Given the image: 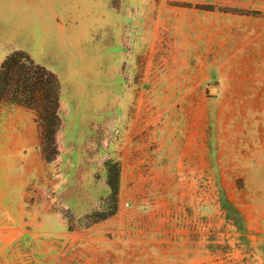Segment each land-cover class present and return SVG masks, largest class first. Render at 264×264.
<instances>
[{
  "label": "rangeland",
  "instance_id": "374dc122",
  "mask_svg": "<svg viewBox=\"0 0 264 264\" xmlns=\"http://www.w3.org/2000/svg\"><path fill=\"white\" fill-rule=\"evenodd\" d=\"M0 39L64 86L55 160L0 146V264H264V0H0Z\"/></svg>",
  "mask_w": 264,
  "mask_h": 264
},
{
  "label": "trees",
  "instance_id": "16d2710c",
  "mask_svg": "<svg viewBox=\"0 0 264 264\" xmlns=\"http://www.w3.org/2000/svg\"><path fill=\"white\" fill-rule=\"evenodd\" d=\"M60 90L59 77L36 63L24 50L13 51L0 65V105H21L36 113L41 130V150L50 162L59 155L57 135L62 125ZM106 166L109 211L104 209L100 212L96 222L112 216L118 208L121 163L109 160Z\"/></svg>",
  "mask_w": 264,
  "mask_h": 264
},
{
  "label": "crops",
  "instance_id": "0c3cea01",
  "mask_svg": "<svg viewBox=\"0 0 264 264\" xmlns=\"http://www.w3.org/2000/svg\"><path fill=\"white\" fill-rule=\"evenodd\" d=\"M37 17H38V19H42L39 16H37ZM40 27L42 28L41 33L43 35L40 37L39 46H38L37 51L40 48H44V46L46 45L48 51H50V49H51V53L49 55L51 57L50 63H52V65L63 67L62 64H63V58L64 57H63V54L61 53V51L57 50L56 46L54 45L53 34H51V32H49V31H45V28H44L45 24L43 22L41 23ZM50 34H51V36H49ZM51 39H53V40H51ZM49 41H52V43L48 44ZM10 45L11 44H7L5 46L4 41H2V39H0V65L2 64L4 59L10 53H12L13 51L19 50L18 49L19 47H17L16 45H14V46H10ZM20 48H22V47H20ZM24 51H26L36 63L43 65L45 67H50V66H46L45 65L46 63L37 59L30 50L29 51L24 50ZM57 76L59 77L60 84H61L60 109L61 108L63 109L62 106L64 104V100H63L62 92L64 90L63 89L64 86H63V81L60 77V74H57ZM73 114H76V113H73V110L67 109L65 112L66 116H72ZM0 117H4L6 119L5 124L0 126V146H11L12 148H16V147L21 148V147H35V146L39 145L40 153L37 156V158L38 159L43 158V160H46L44 155H43V152L41 150L42 139H41L40 126H39L38 121H37L36 113L32 109L26 108V107L21 106V105L2 104V105H0ZM30 118H31V120H30ZM61 119H62V117H61ZM62 122H63V119H62ZM196 143L199 144L198 142H196ZM138 147L135 145H132L130 147L126 146L128 153H130V154L132 153V155L135 153V151H136V149H138ZM58 148H59V146H58ZM127 151H126V157L128 156ZM59 152H60V150H59ZM194 154H196V155H194ZM194 154H192L191 156H179L176 159V163L181 164V165L183 163L186 165L194 164V163L195 164L201 163L199 160L202 159L203 155L201 153L199 154V152L198 153L196 152ZM131 158H132V156H131ZM120 163H121V167H122V162H120ZM189 172L184 173L185 179L194 178L195 171L192 169V173L190 174ZM107 179H106V183L108 186ZM108 188H109V186H108ZM120 190H121V188H120ZM119 198H120V196H119ZM118 205H119V202H118ZM115 214H113V215H115Z\"/></svg>",
  "mask_w": 264,
  "mask_h": 264
},
{
  "label": "water",
  "instance_id": "95a60500",
  "mask_svg": "<svg viewBox=\"0 0 264 264\" xmlns=\"http://www.w3.org/2000/svg\"><path fill=\"white\" fill-rule=\"evenodd\" d=\"M212 90H216V88H213Z\"/></svg>",
  "mask_w": 264,
  "mask_h": 264
}]
</instances>
